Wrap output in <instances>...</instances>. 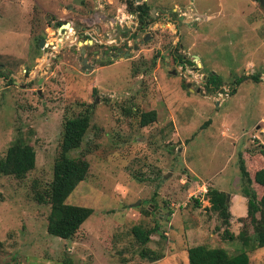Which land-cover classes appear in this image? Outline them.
<instances>
[{
    "label": "rangeland",
    "instance_id": "obj_1",
    "mask_svg": "<svg viewBox=\"0 0 264 264\" xmlns=\"http://www.w3.org/2000/svg\"><path fill=\"white\" fill-rule=\"evenodd\" d=\"M123 1L0 0V71L9 74L0 78V157L15 139L35 154L23 179L0 176V264H187L191 246L242 250L237 154L264 146V9L258 0H145L156 20L133 37L110 26ZM180 55L222 85L210 91L182 74ZM251 75L258 81L232 86ZM84 109L88 128L69 157L88 171L65 203L92 213L61 240L47 234L48 206L33 194L51 179L62 121ZM149 111L155 121L139 126ZM206 187L228 195L231 240ZM156 222L163 238L151 234L144 247L162 258L148 263L129 231ZM247 249L249 264H264V247Z\"/></svg>",
    "mask_w": 264,
    "mask_h": 264
},
{
    "label": "trees",
    "instance_id": "obj_2",
    "mask_svg": "<svg viewBox=\"0 0 264 264\" xmlns=\"http://www.w3.org/2000/svg\"><path fill=\"white\" fill-rule=\"evenodd\" d=\"M124 2L127 11L135 13L137 17V27L131 36L135 37L138 32L145 33L146 28L156 20L150 15L149 5L144 1L140 4H136L134 0H124ZM38 40L40 39L38 38ZM111 49H115V47ZM173 62L174 64L184 62L188 66L194 65L182 55L174 57ZM8 75L0 71V78L7 80ZM205 76L204 87L207 90L211 91V89H217L222 85L215 73H208ZM245 79L257 82L258 76H241L233 81L232 86H237ZM7 82L10 84L13 80L8 79ZM233 93L234 89H231L230 94ZM89 118L88 110L84 109L75 116L62 121L59 148L52 164L51 179L44 185L41 192L35 191L33 194V198L38 204L48 206L47 234L61 240L71 239L79 226L92 213L89 208L65 203V199L77 184L85 179L88 171V163L83 157L70 158L69 153L80 146L88 128ZM154 121V111L141 113L138 118V124L141 127ZM34 160L33 149L20 139H15L0 157V176L21 180L34 168ZM237 168L242 183L240 193L246 200L245 216L238 219L241 223V231L237 238L242 250L234 255H229L221 248H209L204 245L191 246L186 249L187 264H249L247 254L249 249L246 250V247L251 248L250 250L264 247V146L258 145L253 154L244 151L238 153ZM204 197L209 209L215 212L220 220V226L223 228L222 235L231 240L233 237L227 231L230 214L227 210L225 194L214 188L206 187ZM247 226L251 228L250 233L246 229ZM129 232L133 241L140 247L137 251L140 259L152 263L162 258L159 253H154L144 247L150 241L151 234H158L162 237L157 222L149 229L134 225ZM60 264L72 263L69 258H64Z\"/></svg>",
    "mask_w": 264,
    "mask_h": 264
},
{
    "label": "built area",
    "instance_id": "obj_3",
    "mask_svg": "<svg viewBox=\"0 0 264 264\" xmlns=\"http://www.w3.org/2000/svg\"><path fill=\"white\" fill-rule=\"evenodd\" d=\"M184 14H182L183 16ZM191 15H193V13H189L186 18H191ZM110 26L114 27L117 26L119 28L122 27H126V29H119L118 31H122L123 33H128V35H131L132 33L135 32V29L137 27V17L135 13H129L126 9V5L125 2H120L114 10V16L112 17V19L110 20ZM69 31L72 32V29L69 28ZM96 33L97 30H92L90 31V37L91 40L94 41L95 43L97 42L96 40H98L96 38ZM113 41V39H112ZM91 42V41H90ZM114 42V41H113ZM92 43V42H91ZM57 43H55L52 47H51V51L52 53L50 54L51 57L53 56V53H55L56 51H53L52 48L56 45ZM58 46V45H57ZM60 46V45H59ZM179 65V69L182 70L183 73H190L189 76H191L194 80H196L197 82L203 83L205 81L206 76L203 75L201 72H199V68L195 67V68H191L188 69V65L185 63H180ZM179 73V72H178ZM180 74V73H179ZM181 75V74H180ZM262 80L264 81V78H262ZM220 95V94H217Z\"/></svg>",
    "mask_w": 264,
    "mask_h": 264
},
{
    "label": "water",
    "instance_id": "obj_4",
    "mask_svg": "<svg viewBox=\"0 0 264 264\" xmlns=\"http://www.w3.org/2000/svg\"><path fill=\"white\" fill-rule=\"evenodd\" d=\"M135 1V3L136 4H140L141 2H143V0H134ZM259 4L260 5H262V7H263V9H264V0H259ZM145 40V39H144ZM88 43L89 44H91V42L90 41H88ZM39 47H42V41H39ZM133 49H135V46L133 47ZM128 55V53H124L123 54V57H126ZM53 57V56H52ZM193 58L195 59L196 58V56H193ZM50 59V58H49ZM48 59V60H49ZM78 60H80V62H81V65H82V69H84V65H85V59L84 58H80V57H78ZM87 68H90L89 66L87 67ZM36 71V70H35ZM86 71V70H85ZM167 177V175H164L163 176V178H166ZM225 199H226V202H227V200H228V195L226 194L225 195ZM138 205V201L137 202H135L133 205H131L132 207H135V206H137Z\"/></svg>",
    "mask_w": 264,
    "mask_h": 264
},
{
    "label": "crops",
    "instance_id": "obj_5",
    "mask_svg": "<svg viewBox=\"0 0 264 264\" xmlns=\"http://www.w3.org/2000/svg\"><path fill=\"white\" fill-rule=\"evenodd\" d=\"M143 1H145V0H143ZM191 12V11H190ZM93 30H95V28H93ZM86 31H92L91 29H88V30H86ZM86 31H84V32H86ZM187 51H190V48L189 47H187V49H186ZM191 57H193V55H191ZM195 59H197V62L195 63V67H198L199 69H201L202 68V65H201V63L199 62V60H198V58L196 57ZM248 65V64H247ZM246 65V66H247ZM262 76H264V74H261L260 75V77H262Z\"/></svg>",
    "mask_w": 264,
    "mask_h": 264
},
{
    "label": "flooded vegetation",
    "instance_id": "obj_6",
    "mask_svg": "<svg viewBox=\"0 0 264 264\" xmlns=\"http://www.w3.org/2000/svg\"><path fill=\"white\" fill-rule=\"evenodd\" d=\"M118 32H119V33H121L122 31H121V32H120V31H118ZM119 33H118V34H119ZM116 35H117V34H116ZM112 39H113V41H115V39H116L115 35L113 36V38H112ZM120 43H121V45L123 44V42L119 41V44H120ZM201 84H203V85H204V83H201Z\"/></svg>",
    "mask_w": 264,
    "mask_h": 264
}]
</instances>
